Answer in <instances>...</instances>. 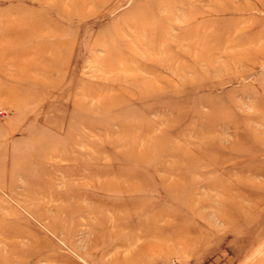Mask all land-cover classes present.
<instances>
[{
  "label": "rangeland",
  "instance_id": "1",
  "mask_svg": "<svg viewBox=\"0 0 264 264\" xmlns=\"http://www.w3.org/2000/svg\"><path fill=\"white\" fill-rule=\"evenodd\" d=\"M0 264H264V0H0Z\"/></svg>",
  "mask_w": 264,
  "mask_h": 264
},
{
  "label": "bare ground",
  "instance_id": "2",
  "mask_svg": "<svg viewBox=\"0 0 264 264\" xmlns=\"http://www.w3.org/2000/svg\"><path fill=\"white\" fill-rule=\"evenodd\" d=\"M110 187H111V189H115V188H116V189H119V188H120V186H117V185H116V186L111 185Z\"/></svg>",
  "mask_w": 264,
  "mask_h": 264
}]
</instances>
